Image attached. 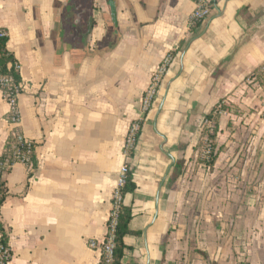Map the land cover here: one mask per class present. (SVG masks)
I'll list each match as a JSON object with an SVG mask.
<instances>
[{
  "label": "crops",
  "instance_id": "0c3cea01",
  "mask_svg": "<svg viewBox=\"0 0 264 264\" xmlns=\"http://www.w3.org/2000/svg\"><path fill=\"white\" fill-rule=\"evenodd\" d=\"M196 6L0 0L23 87L18 130L36 145L33 170L16 164L3 177L9 264H99L89 245L105 239L126 164L136 191L123 202L133 213L125 264H264V86L249 78L264 63V0H213L209 18L191 29ZM169 52L173 63L127 158V133ZM223 100V151L210 171L196 146ZM9 113L0 90V157L13 131ZM202 195H210L209 215L180 219L205 210ZM189 227H197L198 251Z\"/></svg>",
  "mask_w": 264,
  "mask_h": 264
},
{
  "label": "built area",
  "instance_id": "2783aa9c",
  "mask_svg": "<svg viewBox=\"0 0 264 264\" xmlns=\"http://www.w3.org/2000/svg\"><path fill=\"white\" fill-rule=\"evenodd\" d=\"M197 6L195 11L190 17V25L196 26L205 22L212 11L213 0H199L196 2ZM1 35H7L5 30H1ZM174 60V53L169 52L162 59L161 63L158 65L157 69L154 71L150 83L145 90L142 101H141V110H142V119L135 121L129 128V131L126 136L125 142V156L130 158V155L136 149L139 135L141 133L143 119L148 115L152 109L153 103L159 93L161 84L164 77L168 73L169 68L171 67ZM13 80L11 78L0 77V90L3 94V98L10 106L11 116L10 124L13 126V131L11 136L16 138L18 144L21 146V151L16 153V160L14 164L9 163V161L0 162V183H3V177L9 169H12L16 164H22L27 169L33 170L35 168L33 156L35 154V143L26 138L18 130L19 124L21 122V115L18 107V98L21 95L19 87L13 90ZM221 106H226V102H222ZM222 116L226 112H221ZM209 154V150H205L202 153V158L206 157ZM129 165H125L119 175L118 186L114 192L113 203L111 213L108 219L107 224V233L105 239L102 242L91 241L90 247L100 253L99 264H114V251L116 248V232L118 225V216L121 210V207L124 202V197L122 191L127 184L128 177L130 175ZM2 248H0L1 260H8L10 254L6 251L2 254Z\"/></svg>",
  "mask_w": 264,
  "mask_h": 264
},
{
  "label": "trees",
  "instance_id": "16d2710c",
  "mask_svg": "<svg viewBox=\"0 0 264 264\" xmlns=\"http://www.w3.org/2000/svg\"><path fill=\"white\" fill-rule=\"evenodd\" d=\"M198 2L199 0H193ZM200 24L193 26L191 25V29H196ZM0 28V77L3 78H11L13 80V90L18 88L20 85L22 86V80L20 75V66L15 57L9 52L8 50V42L9 37L8 35L2 36ZM250 77H256V82L260 86H264V63L258 66ZM20 94L23 93V87H19ZM224 101V100H223ZM219 102L211 112L205 117L204 123L202 125V130L200 134V139L196 146V153L198 158V164L204 165L207 169L212 171L215 167V164L219 158V155L223 151V147L218 146L217 143V136L219 133V123L222 117L221 112H227L226 106H221ZM11 116H9V122L11 121ZM140 136V135H139ZM36 150V145H35ZM205 150H209V154L206 157L202 158V153ZM21 151V146L18 144L16 138L10 136L8 139L5 150L0 157V162L9 161V163L14 164L16 158V153ZM132 156V154L130 155ZM33 160H35V154L33 156ZM184 167V163H179L176 166L175 177L181 174V171ZM9 169L7 173L10 171ZM136 191V185L133 183L132 175L130 174L128 177V181L126 186L124 187L122 194L123 197L129 194H133ZM7 197V188L4 183H0V212L1 208L6 200ZM133 218L132 209L130 207L125 206L124 204L121 207L118 216V225H117V232H116V248L114 251V264H125L123 262L125 256V242L124 239L127 235L130 234L129 224ZM0 248H2V254L4 252H8L10 257L8 260H1L0 264H9L12 258V251L9 245V235L6 231L3 223L0 219ZM1 258V253H0ZM239 264H248V262H242Z\"/></svg>",
  "mask_w": 264,
  "mask_h": 264
},
{
  "label": "rangeland",
  "instance_id": "374dc122",
  "mask_svg": "<svg viewBox=\"0 0 264 264\" xmlns=\"http://www.w3.org/2000/svg\"><path fill=\"white\" fill-rule=\"evenodd\" d=\"M203 123H204V121H203ZM203 123H202V125H203ZM202 125H201V130H202ZM200 134H201V132H200ZM203 196L205 197V200H206V201L204 200L205 205H203V207H205V210L203 212H201V211H199V212L198 211H192L191 209L190 210H187L185 214H180L179 213L180 219H181V217H183V218H186L188 220L189 219V216H192V215H195V216H198V217H200L201 215L202 216H208L210 209L209 210L207 209L209 207V203L207 202V199L210 198V195H202V197ZM227 197H228V195H227ZM210 201H212V198H211ZM225 201H228L227 203H229V199H226ZM227 203H226V205H227ZM211 213H212V211H211ZM189 228H191V230H192V232H191V238H190V248L192 250H194V251H198V249H197V247H198V240H197V231H196L197 227H195V228L189 227ZM204 228H208V227L207 226L206 227L202 226V227H200L198 229L201 231Z\"/></svg>",
  "mask_w": 264,
  "mask_h": 264
}]
</instances>
